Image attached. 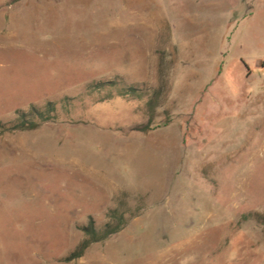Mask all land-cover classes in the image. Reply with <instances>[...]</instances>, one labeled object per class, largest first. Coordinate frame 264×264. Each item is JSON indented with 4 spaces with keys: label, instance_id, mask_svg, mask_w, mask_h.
I'll use <instances>...</instances> for the list:
<instances>
[{
    "label": "rangeland",
    "instance_id": "obj_1",
    "mask_svg": "<svg viewBox=\"0 0 264 264\" xmlns=\"http://www.w3.org/2000/svg\"><path fill=\"white\" fill-rule=\"evenodd\" d=\"M238 1L0 0V264H264V0Z\"/></svg>",
    "mask_w": 264,
    "mask_h": 264
},
{
    "label": "trees",
    "instance_id": "obj_2",
    "mask_svg": "<svg viewBox=\"0 0 264 264\" xmlns=\"http://www.w3.org/2000/svg\"><path fill=\"white\" fill-rule=\"evenodd\" d=\"M106 86H110L113 89H116L118 92V96L121 97H136L140 98L141 91L134 87H119V83L116 82H106V83H96L92 85V89L101 90ZM159 95V94H158ZM107 99H111V95L107 96ZM157 99V96L154 97ZM56 103L49 102L44 107L31 106L29 112L25 113L23 111H19L17 120L15 123L11 124L7 129L8 131L16 132V131H31L38 129L42 124L55 122L58 120V115L56 111ZM149 109L153 111L156 106V101L152 100L149 102ZM2 125H0V128ZM141 132H146L150 130L149 125L142 127L141 129H136ZM109 218L111 222H109L103 229L101 233H98L94 223H91L89 226L84 227L83 231L89 237L87 240L82 242V244L76 249L75 252L71 254L68 260H75L81 258L84 252L89 248V246L95 242H100L106 240L112 235L119 233L125 227L124 215L117 210H113L109 214Z\"/></svg>",
    "mask_w": 264,
    "mask_h": 264
},
{
    "label": "crops",
    "instance_id": "obj_3",
    "mask_svg": "<svg viewBox=\"0 0 264 264\" xmlns=\"http://www.w3.org/2000/svg\"><path fill=\"white\" fill-rule=\"evenodd\" d=\"M259 0H239L238 2H240L241 4H248V3H253L255 4L256 2H258ZM255 13V7L252 5V15L253 16Z\"/></svg>",
    "mask_w": 264,
    "mask_h": 264
}]
</instances>
